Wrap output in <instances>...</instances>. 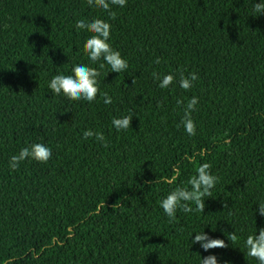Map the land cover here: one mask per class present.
Instances as JSON below:
<instances>
[{
	"label": "trees",
	"instance_id": "16d2710c",
	"mask_svg": "<svg viewBox=\"0 0 264 264\" xmlns=\"http://www.w3.org/2000/svg\"><path fill=\"white\" fill-rule=\"evenodd\" d=\"M260 2L127 0L110 5L113 19L87 0H0V264H201L209 255L258 264L245 240L264 228ZM95 19L110 23L108 42L128 68L105 65L92 102L52 93L53 76L98 67L84 52L92 33L75 26ZM181 72L198 76L189 90ZM153 73L175 81L162 89ZM192 97L195 135L181 123ZM130 114L128 129L113 126ZM34 143L51 148L48 162L12 170L10 158ZM203 163L218 178L204 212L193 202L169 218L161 201L190 188ZM202 231L228 247L192 244Z\"/></svg>",
	"mask_w": 264,
	"mask_h": 264
},
{
	"label": "clouds",
	"instance_id": "9594fccd",
	"mask_svg": "<svg viewBox=\"0 0 264 264\" xmlns=\"http://www.w3.org/2000/svg\"><path fill=\"white\" fill-rule=\"evenodd\" d=\"M89 6L98 7L109 13L111 18H115V13L111 10L110 5H118L124 7L127 0H87ZM254 11L264 14V0L254 5ZM78 29H86L92 35L84 44V52L88 60L93 64H98V67H90L85 64H78L72 68L71 75L58 74L53 76L48 85L52 93L59 95L63 93L67 98L73 101L84 100L92 102L96 99L100 92L99 78L105 65L110 67L111 72L121 73L128 68V61L124 59L119 51L112 48L108 42L111 34V25L102 19H95L91 22L79 20L75 25ZM159 63V60L156 61ZM154 78L160 80L159 87L168 88L175 81L172 74L163 76L161 79L156 73H153ZM196 73H191L185 77L180 73L179 86L184 90H189L193 81L197 80ZM134 83V81H133ZM104 103H112V99L107 93H104ZM180 103V102H178ZM198 103L197 97H192L184 110V118L181 121L186 132L189 135L196 134V125L191 118V112L195 110ZM133 115H127L122 118H113L112 124L117 130H126L131 126ZM85 138L95 137L98 141L104 142L107 147L105 137L101 132H93L87 130L83 133ZM52 156L51 148L42 143H34L29 147L21 149L17 155L10 158L9 166L12 170H16L19 164L31 158L37 162L46 163ZM211 165L203 163L196 169V175H193L188 180L189 187H177L172 190L166 198L161 201L160 207L169 218H175L178 209H183L185 212L192 211L190 203H195L196 210L204 212L205 199L211 197L212 189L215 187L218 178L211 174ZM179 173L174 175L169 182H175ZM259 215L264 216V203L258 204ZM228 240L235 242L238 236L233 233L228 234ZM192 244L199 243L204 251L215 248H227L228 244L223 239H213L204 231L195 234V238L191 241ZM245 246L248 249V256L255 258L258 264H264V228L259 229L258 234L248 235L245 240ZM201 264H218L215 255H209L201 259Z\"/></svg>",
	"mask_w": 264,
	"mask_h": 264
}]
</instances>
